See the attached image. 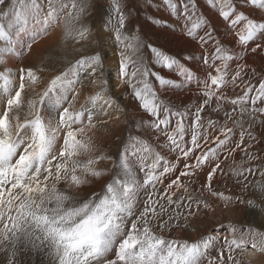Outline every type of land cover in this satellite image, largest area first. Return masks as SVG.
Returning <instances> with one entry per match:
<instances>
[{"label":"snow or ice","instance_id":"snow-or-ice-1","mask_svg":"<svg viewBox=\"0 0 264 264\" xmlns=\"http://www.w3.org/2000/svg\"><path fill=\"white\" fill-rule=\"evenodd\" d=\"M146 2L173 21L149 16L154 25L179 30L201 47L204 75L130 32L121 0H111L116 86L128 89L149 117L137 122L113 159L97 154L89 135L107 123L102 117L122 111L108 94L112 69L101 51L81 55L41 91L35 86L42 69L20 63L50 29L88 40L89 0H0V251L7 264H22L18 257L28 253L46 256L48 264H240L238 255L248 244L255 248L257 236L264 250V232L251 227L230 225L228 236L208 232L194 240L166 235L211 209L208 196L226 206L244 203L251 186L264 198V155L252 151L254 129L264 127V70L242 62L249 52L264 54V0H204L230 44L198 0ZM97 76L100 89L77 107L82 88ZM193 82L189 103L162 98ZM102 161H111L110 175ZM219 182H231L232 194Z\"/></svg>","mask_w":264,"mask_h":264},{"label":"rangeland","instance_id":"rangeland-1","mask_svg":"<svg viewBox=\"0 0 264 264\" xmlns=\"http://www.w3.org/2000/svg\"><path fill=\"white\" fill-rule=\"evenodd\" d=\"M121 3H122L123 11L127 16L126 27L127 29L130 30V32L135 31L139 33L140 36H142L141 37L142 40H144L146 43L153 44L156 47L162 48L169 54L176 56L178 59H181L186 64L194 63L201 70V76L203 77L204 70L200 58H196L195 60L192 61L184 60V57L188 55H194L196 57L194 51L180 50L178 52H175L174 50H172L170 41L165 38H162V31H157V29H161L162 27H160L159 25H154L152 21L148 19L149 16L154 18H160V12L156 9L157 7L155 8L148 5L146 0H121ZM160 3L161 0H153V4L158 5ZM89 4L90 6L87 9L86 16L84 18V23L86 26L90 28V31L94 29L93 30L94 34L98 37V39L94 40V38L91 35H89L88 40L78 42L75 39L66 38L63 34V29L61 27H56L50 29L47 35L42 36L33 46V49L31 51L25 50L26 54L21 62L25 61L26 59H29V61L30 59H33L34 63L32 62V64H34V66L27 65L26 63L25 65L31 66L38 70L42 69V71L38 72V74L41 76V80L35 86L37 91H41L46 86L48 80H50L53 76L60 74V72L66 70L68 66L73 64L75 60L79 59L81 55L91 54L93 50L101 51L102 56L106 61L105 62L106 66L112 69V71L106 74L107 76L110 77L109 94L113 95V92H116V90H118L117 94L124 95V97H126L128 100V105L134 104L133 107L137 108L139 111H143L139 107L138 102L131 98L128 89L118 88L116 86L117 82L115 79V69L118 64V49L116 45L113 43L114 37L110 38L111 31L109 26V19L113 15L111 12V0H89ZM131 20H134L135 23L134 26H132V24L130 23ZM130 25L134 27L135 30L134 29L131 30ZM224 43L228 44L226 42ZM255 59L258 60L257 58ZM12 63H14L13 64L14 66H11L12 64H10L9 66L16 67V63L15 62ZM256 70L257 73L258 72L260 73L262 71L259 69ZM94 79L97 80V83L94 84L87 83L82 88V94L76 105L77 107H79L80 103L84 102V97L86 95H89L91 92H92L91 94H93L100 89V84H99L100 77L97 76ZM253 83H255V80H253ZM77 88L80 89L81 85H77ZM117 100L118 101L121 100V97H119ZM213 107H215L214 104ZM211 115L213 116L214 119H221V117H217L216 114L214 113ZM254 133L258 136V142H257L258 145L252 148V151L260 155H264V127L257 125L254 129ZM89 135L92 137V140L96 148H104L105 145L106 147L110 146L108 143L103 142L100 137H95L92 136L91 134ZM236 160L237 162H239L240 155H237ZM228 164H231V161H228L227 165ZM250 179L256 180L259 179V177L258 176L250 177ZM220 186L227 188V194H232L231 192H228V190L232 189L233 187L231 182L227 184L223 182H219L216 184L217 188H219ZM257 193L259 194L257 189L255 187L250 186L248 192L242 196V199L245 202L228 203L227 216H225L224 218H220L219 215L215 216V218L211 220V222H213L214 224H211L208 230L214 235L220 234V236L222 235L221 237H223V236H228L230 234V228H229L230 225H236L237 227H239L240 231H245L246 225L248 223H253L256 227L255 231L264 232V214L262 211V206H264L263 204L264 198L258 196ZM236 194H239L238 189L236 190ZM209 197L211 198V196ZM247 200H254L256 206L248 205L246 203ZM218 210H220V207H217V211ZM228 211H230V216ZM232 211L233 214L237 212H242V214L239 216V219H235L237 218V216L232 215L231 214ZM229 217L235 220L233 221ZM228 218L229 220L227 221ZM240 221L245 222L247 224L245 223L239 224ZM177 228L174 229L177 230ZM249 239H251V237H249ZM259 240L260 237L257 236L256 237L257 246L255 247V249L253 250L251 249L252 248L251 244H248L243 248L242 254H240V256L242 260L246 262V264L249 263L264 264V250H261L262 246L260 245ZM28 256L29 259L28 258L26 259V257H24L26 260L23 262V264H48L46 256H39L37 254H32V253H28ZM3 257H4L3 264H7V255L5 254L4 256H1V258ZM37 260L40 262H37Z\"/></svg>","mask_w":264,"mask_h":264},{"label":"bare ground","instance_id":"bare-ground-1","mask_svg":"<svg viewBox=\"0 0 264 264\" xmlns=\"http://www.w3.org/2000/svg\"><path fill=\"white\" fill-rule=\"evenodd\" d=\"M160 4H158V5H160ZM198 4L200 7V10L203 11L206 16H208V18L212 21L213 25L216 27L217 35L222 39L223 42L230 44L231 40L226 39L224 36V27H223V24H222L220 18L216 15V13L214 11L210 10L206 6L204 0H198ZM156 9L160 12V18H163L165 20H169L170 22H173L172 18L169 17L168 13L165 12L162 7L156 8ZM130 23L132 24V26H134V24H135L134 20H131ZM130 26H129V28H130ZM132 26L130 29L135 30V28ZM152 27H154V26H152ZM93 30L90 31V35L94 38V40L98 39V37L94 34ZM157 31H162V38H165V39L170 41L171 48L175 52H178L180 50H191V51H194L196 58H200V56L202 54L201 47L197 43L192 42L189 38H187L179 30H176L175 32H173L170 29L161 28V29H157ZM252 46H254V44L250 45V47H252ZM255 58H257L258 60H256ZM32 62H33V59H30V61H29V59H26L25 61H23L21 63L24 65L26 63L27 65L34 66V64H32ZM242 62L246 63L247 65H249L252 68L254 67L255 69L263 70L264 69V54L258 52L257 54L253 55L249 52L246 59ZM10 64H12L11 66H14L13 65L14 63L11 62ZM113 64H114V62H113ZM187 65L189 67H191L193 70L197 71L201 76V70L194 63H188ZM162 74H164L166 76H173L174 77V74L168 72L167 70H164ZM196 90L197 89H196L195 82H193L192 85L190 86V88L188 90H185V91H180L178 89H175V90L169 89L167 91H164L162 93V98L170 104L183 105V104L189 103L192 99H194L193 94L196 92ZM117 92H118V90H116V92H113V97L116 100L119 97H121V100H119V101L117 100V101H118L122 111H113L111 113V115L102 117V119L104 121H106L107 123H105V124H99L98 123L97 126L89 132V134H91L92 136L100 137L103 142L108 143L110 145L107 147L105 145L104 148H96L97 154L103 153V154L112 156L113 159L116 158V154L121 150L122 141H124L130 133L136 134L137 122L140 121L141 119H144V120L149 119V117L143 111H139L137 108L133 107L134 104L128 105L127 98L124 97V95H122V94L118 95ZM214 106H215V104H214ZM257 142H256V144L253 145V148L258 145ZM99 166L107 168L109 170V175L111 174V161H102ZM226 166H227V163H226L225 167ZM107 177L108 176H105L103 178V180H107L108 179ZM203 179H204V177L201 176L200 177L201 182H203ZM103 180L100 183H103ZM165 183H167V181H165ZM95 187L98 188L99 184H97ZM219 189L226 191V194H227V188L226 187L220 186ZM87 190H88V188L86 186L82 191H87ZM257 195L260 196L258 193H257ZM207 199L212 205L211 209H209V210L201 209L194 217L190 216L188 218V222L190 224V227H188V228L178 227L177 230L174 229L171 233H168L166 235H168L169 238L194 240V239L198 238L200 235L207 234L208 232H210L208 229L210 228L211 224H214L213 222H211V220L214 219L215 216H217V215H219L220 218H224L225 216H227V206L225 205V203L223 201H221L219 199H216L213 197L210 198L209 196L207 197ZM263 204H264V202H263ZM217 207H220V210L217 211ZM262 211L264 214V206H262ZM228 213L230 216V211H228ZM231 214L237 216V218H235V219H239V216L242 214V212H237V213L233 214V211H232ZM229 218L227 219V221L229 220ZM230 219L233 221L235 220L232 218H230ZM244 223L245 222H241V221L239 222V224H244ZM245 224H247V223H245ZM249 227H251L254 230L256 229V227L253 223H248L245 227V231H247V229ZM226 228H227V225H226ZM190 235H191V237H190ZM251 249L253 250L255 248L252 247ZM5 254L6 253L4 251H0V259H1L0 264H3V262H4V257L1 258V256H4ZM212 254L215 255V251H213ZM24 257H26V259L27 258L29 259L28 254H21L18 257L19 261H21L22 264L26 260ZM238 258L240 259V264H246V262L242 260L240 255H238ZM38 260H37V262H40ZM253 264H258V263H253Z\"/></svg>","mask_w":264,"mask_h":264}]
</instances>
